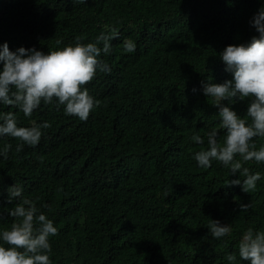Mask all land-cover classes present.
<instances>
[{
    "label": "trees",
    "instance_id": "16d2710c",
    "mask_svg": "<svg viewBox=\"0 0 264 264\" xmlns=\"http://www.w3.org/2000/svg\"><path fill=\"white\" fill-rule=\"evenodd\" d=\"M264 0H0V44L42 52L95 42L113 29L110 73L97 71L86 85L100 101L86 121L41 103L31 117L13 111L18 126L51 124L39 144L0 136V228L13 222L7 188L18 184L58 229L50 238L52 264H230L243 233L264 231V163L254 191L224 186L229 169H204L193 155L206 134L223 130L218 109L201 81L232 79L219 53L258 35L250 25ZM132 40V53L123 49ZM60 41V44H57ZM102 47V45H98ZM197 91L194 93L192 90ZM248 100L232 105L246 116ZM199 133V145L191 137ZM253 143L264 145V138ZM243 180V177H239ZM247 204L246 211L240 210ZM47 205V207H42ZM209 219L228 224L219 240ZM226 245V246H225Z\"/></svg>",
    "mask_w": 264,
    "mask_h": 264
},
{
    "label": "clouds",
    "instance_id": "9594fccd",
    "mask_svg": "<svg viewBox=\"0 0 264 264\" xmlns=\"http://www.w3.org/2000/svg\"><path fill=\"white\" fill-rule=\"evenodd\" d=\"M250 25L258 35L247 43L228 45L219 53L232 79L222 83L212 82V77L201 81L203 95L212 98V106L218 109L223 138L218 139L217 129L209 131L206 146L193 155L201 168L207 169L217 161L229 169V176L239 174L236 179H227L224 186H240L245 193L256 189L261 174L251 172L244 165L252 161L264 163V145L257 148L253 143L257 137L264 138V6L253 15ZM117 38L119 33L115 29L109 35L101 33L95 42L85 43L84 37L77 36L73 44L47 53L34 47L11 51L6 42L0 44V104L18 109L24 117H31L41 103L57 109L63 106L66 115L86 121L100 104L86 85L95 79L97 71L110 73L109 65L100 57L102 53H110V41ZM123 49L132 53L136 45L129 39ZM246 99L249 101L246 116L242 117L232 105ZM50 127L47 121L18 126L15 112L0 111V136L20 141L15 148L17 153L25 145L37 146L43 130ZM191 139L199 145L205 144L199 133ZM11 148V144H5L0 148V156L6 160ZM7 193V204L19 200L8 211L13 222L7 228H0V264H52L50 238L59 234L57 227L34 200L23 197L22 186L13 184ZM247 208V204L240 205L241 211ZM207 229L217 240L231 232L228 224L213 219H209ZM238 256L248 264H264V231L248 228L238 242ZM227 260L237 264V255L228 254Z\"/></svg>",
    "mask_w": 264,
    "mask_h": 264
}]
</instances>
